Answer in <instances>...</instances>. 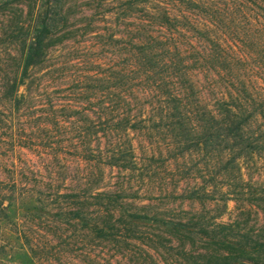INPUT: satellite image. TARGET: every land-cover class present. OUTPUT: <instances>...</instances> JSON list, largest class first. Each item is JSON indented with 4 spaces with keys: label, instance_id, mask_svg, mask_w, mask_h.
<instances>
[{
    "label": "trees",
    "instance_id": "16d2710c",
    "mask_svg": "<svg viewBox=\"0 0 264 264\" xmlns=\"http://www.w3.org/2000/svg\"><path fill=\"white\" fill-rule=\"evenodd\" d=\"M44 1L45 7L30 6L25 14L24 8L11 11L5 32L0 217H7L18 199H67L62 215L86 223L104 239L149 234L141 227L153 228L191 264H264V230L210 223L204 214L176 213L170 205V199L209 196L196 187L195 156L202 154L204 165L215 168L214 185L218 180L241 193L238 160L264 150L261 126L251 130L264 118V86L251 74L258 67L264 77L262 43L257 50L264 21L258 10L243 0L224 8L209 0H151L157 4L124 12L119 23L96 31L97 57L64 60L56 67L50 51L80 29L70 21L75 12L61 0ZM220 22H226L224 31ZM84 63L89 68L77 72ZM53 89L66 96L54 97ZM31 147L41 148L53 169L72 155L76 166L61 173L62 184L68 183L64 191L53 183L59 172L46 176L15 163L16 149ZM114 168L123 175L112 185L104 183L106 169ZM182 181L193 184L182 189ZM248 194L251 206L264 208V193ZM158 238L151 246L166 243ZM198 240L203 251L194 255L190 250L198 249Z\"/></svg>",
    "mask_w": 264,
    "mask_h": 264
},
{
    "label": "rangeland",
    "instance_id": "374dc122",
    "mask_svg": "<svg viewBox=\"0 0 264 264\" xmlns=\"http://www.w3.org/2000/svg\"><path fill=\"white\" fill-rule=\"evenodd\" d=\"M64 9L75 12L71 23H76L80 30L75 37L64 41L50 51V63L57 67L64 60L74 61L87 56L97 57L101 53V46L95 43L96 31L103 29L110 23H119L124 12H132L134 9H140L143 5L154 6L155 2L149 0L144 3L143 0H61ZM178 1V0H175ZM230 2L239 0H209L210 4L224 8ZM246 7L258 10L260 19L264 21V0H243ZM8 2L7 5H4ZM169 5L175 4L168 2ZM6 6V7H5ZM34 9L45 7L44 0H0V58L8 56L7 25H9L10 12L24 8V14L28 8ZM176 7L185 8V4L177 3ZM124 10V11H123ZM126 10V11H125ZM135 10V11H136ZM129 21V20H125ZM227 22V20H226ZM220 22L219 28L225 30V23ZM28 20L26 21V24ZM91 29L85 33L84 28ZM219 32V30H218ZM257 50L264 48V35H258ZM260 40V42H258ZM256 41V40H255ZM251 44V40L249 42ZM262 43V44H261ZM256 44V45H257ZM7 47V48H6ZM11 54H16L12 50ZM256 55V54H255ZM254 61V60H253ZM257 63V62H251ZM70 67L72 63L66 64ZM65 65V66H66ZM97 65V64H95ZM89 65L80 64L77 72L88 69ZM75 68V67H74ZM2 69V67H1ZM4 69V68H3ZM97 69H99L97 67ZM66 71V69H65ZM263 71L255 67L251 74L257 76L260 86H264ZM53 95L57 98L65 97L64 91L53 89ZM86 105V104H85ZM80 106L79 108L82 109ZM261 126L264 136V118L259 123L254 124L251 130L257 131ZM14 161L18 166L28 169V171H40L42 175L55 174L61 176L54 181V184H61V191L67 187V182L62 184V171L66 167L76 166L73 157L69 153L61 161L60 167L52 168L45 160V153L41 148H17L14 155ZM202 154L195 156V161H199L198 169L194 172L196 175V187H204L209 196L204 199L177 198L171 200L170 205L175 208L176 213L182 211H194L204 214L209 218L210 223H237L241 228L252 229L255 233L264 230V208L251 206L249 202V192L264 193V150L258 153L240 158V174L243 181V192H232V188L222 185L216 181V185L211 181L216 170L210 165H204L201 161ZM191 162V161H189ZM189 164V163H188ZM50 168V169H49ZM50 170V171H49ZM53 170H55L53 172ZM36 173V172H35ZM39 174V175H40ZM37 175V174H36ZM37 175L39 180L40 176ZM123 175L116 168L106 169L104 183L112 185ZM193 174L190 176L195 177ZM29 177L31 174L29 173ZM183 182V181H182ZM173 184V183H172ZM182 183V189L192 186ZM63 187V188H62ZM221 191L225 192V200H221ZM134 193V190L130 191ZM181 192V190H179ZM186 192V191H185ZM184 192V193H185ZM141 193V190L140 192ZM143 195V192H142ZM42 199V198H41ZM24 198L18 199L15 205L12 204L8 209L7 217H0V264H191L192 260L180 255L176 250L167 244L168 236H162L156 229L141 227V230L147 233H122L116 236L114 240L104 239L90 230L86 223L80 220H73L65 217L63 209L70 205L67 199ZM138 199H135V202ZM148 199L142 203H147ZM137 203V202H136ZM96 205V204H95ZM95 205L89 209H94ZM35 207L33 210H29ZM95 217L94 213H91ZM92 219V218H91ZM94 222V220H93ZM90 223V222H89ZM153 229V230H152ZM243 231V230H242ZM158 235L166 241L165 244H156L153 242L159 240ZM153 239V241L150 240ZM200 239V238H199ZM175 245V243H173ZM203 243L198 240L197 248L191 249L194 255H197L202 249ZM195 250V252H194ZM197 251V253H196Z\"/></svg>",
    "mask_w": 264,
    "mask_h": 264
}]
</instances>
